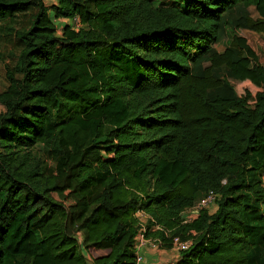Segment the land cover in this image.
<instances>
[{
	"label": "trees",
	"instance_id": "trees-1",
	"mask_svg": "<svg viewBox=\"0 0 264 264\" xmlns=\"http://www.w3.org/2000/svg\"><path fill=\"white\" fill-rule=\"evenodd\" d=\"M239 4L258 18L221 34ZM240 30L264 40V0H0V264H137L139 210L161 248L192 242L176 264H264V66ZM224 66L234 97L211 100Z\"/></svg>",
	"mask_w": 264,
	"mask_h": 264
},
{
	"label": "rangeland",
	"instance_id": "rangeland-1",
	"mask_svg": "<svg viewBox=\"0 0 264 264\" xmlns=\"http://www.w3.org/2000/svg\"><path fill=\"white\" fill-rule=\"evenodd\" d=\"M56 0H46V3L48 6H51L53 3H55ZM155 6H177L180 8L185 7V1L186 0H151ZM247 17H251L252 19H257L258 14L255 9V7L252 6H245L243 4H239L232 9H230L228 12H226L223 15L222 18V29L220 31L221 34H225V27L228 25L230 27H234L237 25L244 26L245 19ZM59 35L62 34V28L66 24L71 25H77V23H73L72 21L62 19L59 20ZM57 22V23H58ZM239 35H243L245 38L249 40V43L253 46L254 50L256 51L259 60L261 64L264 66V40L260 39L259 36L256 33L250 32V31H242L240 30ZM230 37H226L224 40L221 50L223 51L227 47V43L229 42ZM205 60V58H202L199 60L195 66V74H201V64ZM215 76L222 80L223 84L218 89H213L209 91V98L211 100H215L217 97H223V98H233L234 93L233 91L227 86L225 83V78L228 76H231V72L227 67H221L214 71ZM60 153L59 150H52L48 149L46 147H37L34 149V154L37 158H39L42 162V171L44 175L51 176L56 172V166L60 159ZM257 175V174H255ZM259 178V177H258ZM256 178V179H258ZM262 181L264 185V174L262 175ZM255 206V205H254ZM255 214L256 217H258L259 220L262 222L264 221V203L256 205ZM8 264H22V261L11 257L8 261Z\"/></svg>",
	"mask_w": 264,
	"mask_h": 264
},
{
	"label": "built area",
	"instance_id": "built-area-1",
	"mask_svg": "<svg viewBox=\"0 0 264 264\" xmlns=\"http://www.w3.org/2000/svg\"><path fill=\"white\" fill-rule=\"evenodd\" d=\"M73 23H77L74 26L78 27V20H74ZM217 199V195L214 193H210L207 195L200 205L196 207L197 210H202L204 208H207L209 205L215 204V201ZM194 209V208H193ZM136 217L140 224V231L138 232V235L135 238V252H136V263L141 264L143 261V255L142 252L145 248L149 246H160V243L158 241L150 240L146 238V232H147V221L150 219L149 215L146 214L144 211L139 210L136 213ZM192 222L190 217H187L185 220V223ZM156 229H160L156 227ZM172 248L176 250V252L180 255L183 251H187L191 245L192 242L189 241H182L180 237H173L172 238ZM161 247V246H160Z\"/></svg>",
	"mask_w": 264,
	"mask_h": 264
},
{
	"label": "crops",
	"instance_id": "crops-1",
	"mask_svg": "<svg viewBox=\"0 0 264 264\" xmlns=\"http://www.w3.org/2000/svg\"><path fill=\"white\" fill-rule=\"evenodd\" d=\"M206 210L210 214H214L217 211V205H209ZM200 211L196 208L186 211L185 217H190L192 221L197 219ZM143 261L141 264H176L179 258V254L175 249H163L160 246H149L142 252Z\"/></svg>",
	"mask_w": 264,
	"mask_h": 264
}]
</instances>
